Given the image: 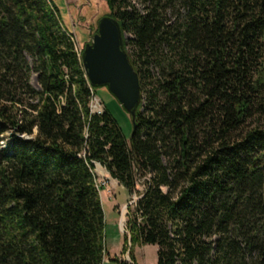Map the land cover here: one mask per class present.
<instances>
[{
    "label": "trees",
    "instance_id": "obj_1",
    "mask_svg": "<svg viewBox=\"0 0 264 264\" xmlns=\"http://www.w3.org/2000/svg\"><path fill=\"white\" fill-rule=\"evenodd\" d=\"M103 1L141 81L129 138L56 2L0 0V264L104 263L98 163L137 195L114 264H264V0Z\"/></svg>",
    "mask_w": 264,
    "mask_h": 264
},
{
    "label": "rangeland",
    "instance_id": "obj_2",
    "mask_svg": "<svg viewBox=\"0 0 264 264\" xmlns=\"http://www.w3.org/2000/svg\"><path fill=\"white\" fill-rule=\"evenodd\" d=\"M54 1L61 10L64 24L71 29L78 42V47L82 51L85 44L90 42L92 36L96 33L95 30L98 27L99 19L103 16H108L106 14L109 9L103 0ZM138 5L141 6L139 3ZM127 36L130 37L131 35L127 34ZM31 83L39 88L37 75L34 73L31 76ZM95 89L98 102L102 107L108 106L121 125L125 135L129 138L132 135L134 124L128 111L107 87L101 86L95 87ZM10 133H6L5 136ZM95 168L97 184L100 188L106 215V241L110 256H117L120 259L132 262L129 250L126 253L122 250L124 237L128 231V206L135 201L137 195L135 193L131 195L125 187L119 184L118 180L110 175L109 177L105 176L102 172H106V170L101 164H96ZM134 251L139 264H157L156 245H136ZM110 256H106L103 264H114L110 261Z\"/></svg>",
    "mask_w": 264,
    "mask_h": 264
},
{
    "label": "water",
    "instance_id": "obj_3",
    "mask_svg": "<svg viewBox=\"0 0 264 264\" xmlns=\"http://www.w3.org/2000/svg\"><path fill=\"white\" fill-rule=\"evenodd\" d=\"M125 36L118 20L103 16L98 31L86 43L83 64L93 87L105 86L128 111L136 128V111L142 99L141 81L124 48Z\"/></svg>",
    "mask_w": 264,
    "mask_h": 264
},
{
    "label": "built area",
    "instance_id": "obj_4",
    "mask_svg": "<svg viewBox=\"0 0 264 264\" xmlns=\"http://www.w3.org/2000/svg\"><path fill=\"white\" fill-rule=\"evenodd\" d=\"M93 103H94V112H102L104 110V107H102V105L98 102L96 98V94L93 96Z\"/></svg>",
    "mask_w": 264,
    "mask_h": 264
},
{
    "label": "crops",
    "instance_id": "obj_5",
    "mask_svg": "<svg viewBox=\"0 0 264 264\" xmlns=\"http://www.w3.org/2000/svg\"><path fill=\"white\" fill-rule=\"evenodd\" d=\"M105 168V167H104ZM105 170H106V172H102V173H104V175L105 176H107V177H109V175H110V173H109V171L105 168ZM111 176V175H110ZM112 177V176H111Z\"/></svg>",
    "mask_w": 264,
    "mask_h": 264
},
{
    "label": "bare ground",
    "instance_id": "obj_6",
    "mask_svg": "<svg viewBox=\"0 0 264 264\" xmlns=\"http://www.w3.org/2000/svg\"><path fill=\"white\" fill-rule=\"evenodd\" d=\"M92 86V85H91ZM91 108L94 110V103H93V101L91 102ZM98 183V182H97ZM96 183V184H97ZM98 185V184H97ZM98 188H99V186H98ZM100 189V188H99Z\"/></svg>",
    "mask_w": 264,
    "mask_h": 264
}]
</instances>
